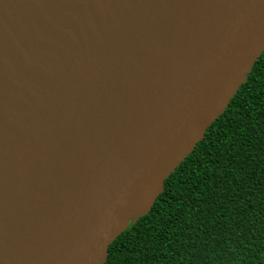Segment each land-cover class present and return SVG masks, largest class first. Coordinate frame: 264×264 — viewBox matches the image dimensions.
Here are the masks:
<instances>
[{
    "label": "water",
    "instance_id": "95a60500",
    "mask_svg": "<svg viewBox=\"0 0 264 264\" xmlns=\"http://www.w3.org/2000/svg\"><path fill=\"white\" fill-rule=\"evenodd\" d=\"M264 53V0H0V264H107Z\"/></svg>",
    "mask_w": 264,
    "mask_h": 264
},
{
    "label": "trees",
    "instance_id": "16d2710c",
    "mask_svg": "<svg viewBox=\"0 0 264 264\" xmlns=\"http://www.w3.org/2000/svg\"><path fill=\"white\" fill-rule=\"evenodd\" d=\"M107 264H264V53Z\"/></svg>",
    "mask_w": 264,
    "mask_h": 264
}]
</instances>
